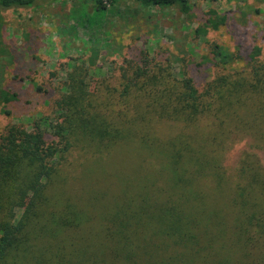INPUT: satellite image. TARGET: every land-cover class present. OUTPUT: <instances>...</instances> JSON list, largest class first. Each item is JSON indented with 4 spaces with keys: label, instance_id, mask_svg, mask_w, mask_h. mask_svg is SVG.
Returning a JSON list of instances; mask_svg holds the SVG:
<instances>
[{
    "label": "rangeland",
    "instance_id": "rangeland-1",
    "mask_svg": "<svg viewBox=\"0 0 264 264\" xmlns=\"http://www.w3.org/2000/svg\"><path fill=\"white\" fill-rule=\"evenodd\" d=\"M188 5L186 12L179 4L143 6L134 0H117L105 9H96L92 0L0 7V89L19 93L15 101H0V137L15 126L40 130L47 144H57L54 126L62 121L71 83L109 119L122 101L133 102L125 88H138L141 81L145 87L146 79L148 89L163 88L165 77L180 86L191 79L203 90L225 76L246 79L253 55L264 63V0H189ZM243 105L257 108V102ZM124 114L121 140L108 148L86 140L74 143L48 186L56 205L88 211L93 230H100L120 208L118 220H129L127 205L135 208L142 197L161 200L160 153H166L174 138H189L195 146L201 133L217 131L210 123L206 127L205 120L185 127L153 108ZM239 125L225 128L226 138L215 137L225 141L222 185L208 179L194 185L205 205L228 225L233 222L230 200L239 159L253 150L250 131ZM217 144L213 140L211 146ZM254 151L264 167V152Z\"/></svg>",
    "mask_w": 264,
    "mask_h": 264
},
{
    "label": "trees",
    "instance_id": "trees-1",
    "mask_svg": "<svg viewBox=\"0 0 264 264\" xmlns=\"http://www.w3.org/2000/svg\"><path fill=\"white\" fill-rule=\"evenodd\" d=\"M35 1L0 0V7H26ZM92 1L96 9H105L117 0ZM134 1L143 6L179 4L182 11L189 10V0ZM252 59L246 79L225 76L203 90L191 79L180 86L165 77L163 88L148 89L147 79L145 87L142 81L138 88L127 86L123 93L133 94V102L121 100L109 119L71 83L62 121L54 126L57 144H47L40 130L10 127L0 137V264H264V167L254 151L264 152V63L254 55ZM17 99L18 91L0 89V101ZM250 101L257 108L240 106ZM152 108L185 127L205 120L206 127L210 123L217 129L201 133L195 146L189 138L176 137L160 153L161 200L142 197L133 209L126 204L128 218L135 222L118 220L124 210L120 208L100 230H93L88 211L53 202L48 186L74 143L86 140L108 148L123 138L124 112ZM239 124L250 131L253 150L239 159L230 200L233 222L228 225L205 205L194 185L201 179L222 185L225 141L215 137L226 138L225 128L237 129ZM213 140L217 146H211Z\"/></svg>",
    "mask_w": 264,
    "mask_h": 264
}]
</instances>
